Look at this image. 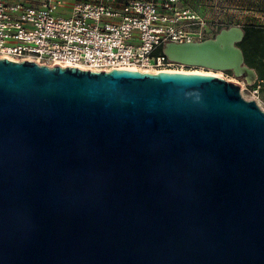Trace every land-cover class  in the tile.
Returning a JSON list of instances; mask_svg holds the SVG:
<instances>
[{
  "label": "water",
  "instance_id": "95a60500",
  "mask_svg": "<svg viewBox=\"0 0 264 264\" xmlns=\"http://www.w3.org/2000/svg\"><path fill=\"white\" fill-rule=\"evenodd\" d=\"M243 37L162 54L251 86ZM0 264H264V113L211 74L0 59Z\"/></svg>",
  "mask_w": 264,
  "mask_h": 264
},
{
  "label": "built area",
  "instance_id": "2783aa9c",
  "mask_svg": "<svg viewBox=\"0 0 264 264\" xmlns=\"http://www.w3.org/2000/svg\"><path fill=\"white\" fill-rule=\"evenodd\" d=\"M64 4L0 0V59L93 72H177L171 67L180 64L154 51L169 42L204 41L218 27L180 0H88L75 2L68 14ZM237 84L241 97L264 113V83Z\"/></svg>",
  "mask_w": 264,
  "mask_h": 264
},
{
  "label": "crops",
  "instance_id": "0c3cea01",
  "mask_svg": "<svg viewBox=\"0 0 264 264\" xmlns=\"http://www.w3.org/2000/svg\"><path fill=\"white\" fill-rule=\"evenodd\" d=\"M18 1L28 3L34 6H38L41 0H7ZM65 6L63 13L68 14L70 8L75 2H86L88 0H63ZM180 6L186 9L197 11L202 15L209 23H215L224 28L225 26H239L241 28L246 27V18L252 15L257 19L256 26L264 29V0H180ZM237 21H235V19ZM222 20L223 25L220 23ZM220 21V22H218ZM225 22H227L225 24ZM230 22V23H229ZM250 68V67H249ZM257 74V79L260 81V74L264 75V58H256V62L251 66ZM263 78V77H262Z\"/></svg>",
  "mask_w": 264,
  "mask_h": 264
},
{
  "label": "trees",
  "instance_id": "16d2710c",
  "mask_svg": "<svg viewBox=\"0 0 264 264\" xmlns=\"http://www.w3.org/2000/svg\"><path fill=\"white\" fill-rule=\"evenodd\" d=\"M237 46L241 49L244 54L245 64L251 68L256 62V58L264 57V29L262 27L251 25L244 27L243 41L238 43ZM162 46L157 48L153 55L162 56ZM226 75L233 76L230 71L224 72ZM261 80L264 83V75L260 74ZM263 77V78H262Z\"/></svg>",
  "mask_w": 264,
  "mask_h": 264
},
{
  "label": "rangeland",
  "instance_id": "374dc122",
  "mask_svg": "<svg viewBox=\"0 0 264 264\" xmlns=\"http://www.w3.org/2000/svg\"><path fill=\"white\" fill-rule=\"evenodd\" d=\"M65 6V4L63 5V7ZM235 21H237L236 18H234ZM221 21V22H220ZM218 22H220L222 25H223V21L220 20ZM246 22L245 24L247 26H249V24L251 25H258L257 23V19H255L252 15H249L247 18H246ZM227 22H225L226 24ZM230 23V22H229ZM225 27H229V24L228 26H225ZM222 28V27H221ZM220 26L218 27H213V31L209 34V38H212L214 37L219 31H220ZM244 29V28H242ZM264 58V57H263ZM172 70H181V72H189V73H202V74H213V75H216V76H219V77H223L224 79H226L227 81H230V82H233V83H242L241 81H238V80H235L233 76H230V75H226L224 72H219V71H214V70H210V69H203V68H200V67H186V66H181V65H177V66H174V67H171ZM245 95V93H244Z\"/></svg>",
  "mask_w": 264,
  "mask_h": 264
},
{
  "label": "bare ground",
  "instance_id": "6f19581e",
  "mask_svg": "<svg viewBox=\"0 0 264 264\" xmlns=\"http://www.w3.org/2000/svg\"><path fill=\"white\" fill-rule=\"evenodd\" d=\"M199 74H202V73H199ZM208 73H206V75H207ZM211 75H213V74H211ZM216 76V75H215ZM219 77V76H218Z\"/></svg>",
  "mask_w": 264,
  "mask_h": 264
}]
</instances>
